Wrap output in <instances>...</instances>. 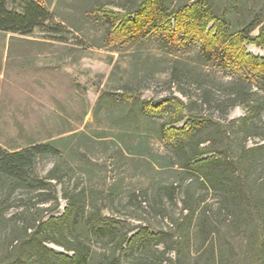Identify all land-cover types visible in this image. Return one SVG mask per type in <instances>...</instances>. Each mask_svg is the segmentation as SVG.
<instances>
[{"label": "rangeland", "instance_id": "1", "mask_svg": "<svg viewBox=\"0 0 264 264\" xmlns=\"http://www.w3.org/2000/svg\"><path fill=\"white\" fill-rule=\"evenodd\" d=\"M39 1L51 13L52 23L46 22L30 36L11 39L10 33H0V147L16 150L52 142L56 152L36 157V174L45 176L54 169L64 185L82 192L85 214L100 210L112 219L117 236L143 235L144 230L156 235L137 238V245L122 251L117 247L120 237L79 227L75 235L92 249L88 264H160V260L161 264H264L263 249L257 245L259 214L251 210L241 224L233 222L226 210L219 209L216 194L180 166L159 131L171 108L165 103L170 91L184 102L187 98L177 86L199 97L195 81L186 79L177 85L170 79L172 66L187 67L202 75L217 100L210 107L190 111L202 120L195 139L210 140L206 155L237 154L244 138L237 123L246 111L237 104L224 114L222 100L227 99L228 82L243 71L218 55L201 53L194 39L169 43L147 27L135 36L109 40L108 22L80 11L88 0ZM102 1L109 2L105 9L117 10L110 3L113 0ZM9 5L23 7L22 0ZM221 8H229L228 2ZM54 22L61 24L56 32ZM243 46L254 56L264 55L262 47L247 42ZM248 83L264 99V76ZM143 100L152 106L165 104L155 113L146 112ZM186 119L188 115L176 126ZM262 122L264 113L256 121ZM262 141L249 130L248 146ZM262 172L264 168L258 166L252 177ZM52 183L59 204L44 219L59 216L66 206L62 183ZM171 185L177 188L174 201L167 197ZM187 189L194 208L190 217L182 208ZM39 198L37 190L18 189L11 194L0 214V264H35L38 239H48L44 227L36 228V236L23 233L21 227ZM51 202L37 205L45 208ZM202 211L214 220L207 227L209 233H199ZM43 245L64 253L49 239Z\"/></svg>", "mask_w": 264, "mask_h": 264}, {"label": "trees", "instance_id": "2", "mask_svg": "<svg viewBox=\"0 0 264 264\" xmlns=\"http://www.w3.org/2000/svg\"><path fill=\"white\" fill-rule=\"evenodd\" d=\"M12 0H0V33L30 36L36 28L44 27L46 22L54 21L39 0H22L20 9L10 6ZM14 1V0H13ZM229 8H221L224 2ZM102 0H88L81 6L83 15L108 22L106 37L109 40L125 35L135 36L146 27L169 43H178L186 39L199 42V51L210 56L218 55L222 62L234 65L243 71L237 78L228 82V96L222 100L225 114L229 108L239 104L245 108V115L238 119L237 128L244 133L240 151L235 155H222L214 151L208 154L210 140L195 139V132L201 121L190 111L196 107H210L217 103L214 90L202 80V75L187 67L172 66L170 79L180 85L182 80L190 79L197 83L199 97L193 98L177 86L184 102L170 91L165 103L170 104L166 120L159 128L160 137L170 145L179 159L180 166L192 172L205 190H211L219 200V209L226 210L232 221L241 224L240 219L254 210L260 216L258 247L264 252V173L252 177L257 167L264 168V122L256 121L264 113V99L258 98L251 90L248 81L253 77L264 76V55L254 56L246 52L244 42L264 48V0H113L111 5L117 10L105 9ZM53 31L61 29V24L54 22ZM53 25V24H52ZM221 101V100H220ZM165 103L152 106L149 101H142L146 112H157ZM182 126H176L185 117ZM249 130L261 140L248 146L246 138ZM248 131V132H244ZM229 135L235 134L227 130ZM226 133V132H225ZM208 141V144H201ZM56 152L52 142L32 143L16 150L0 147V214L6 209L11 194L18 189L37 190L39 200L29 211L22 231L36 236L40 226L43 233L64 253H57L46 248L43 243L48 239H38L39 251L32 260L35 264H88L92 249L82 237L75 235L79 227L93 231L100 236L120 237L117 247L124 251L137 245V238H156V235L144 230L143 235L136 233L127 237V233L117 236V228L112 219L102 215L100 210L85 214L82 192L63 184V177L54 169L45 176L34 172L37 156ZM62 183L61 197L66 206L59 216H47L59 204L55 184ZM176 187L171 185L167 191L170 200L175 199ZM182 208L187 216L193 214L190 205L192 196L188 189L184 192ZM252 199H247L248 197ZM51 200L48 207L37 203ZM46 210V213H43ZM185 216V217H187ZM199 233H209L208 226L214 222L212 216L202 211L198 217ZM30 230L28 233L27 231ZM123 246V248H122ZM69 252L70 254H66ZM114 252V251H113ZM29 264V263H26ZM101 264H106L105 261ZM161 264V260H160Z\"/></svg>", "mask_w": 264, "mask_h": 264}]
</instances>
